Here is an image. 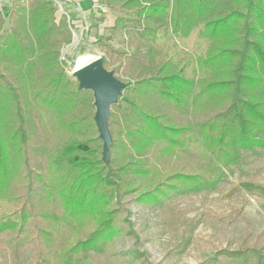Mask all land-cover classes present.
<instances>
[{
    "label": "trees",
    "instance_id": "trees-1",
    "mask_svg": "<svg viewBox=\"0 0 264 264\" xmlns=\"http://www.w3.org/2000/svg\"><path fill=\"white\" fill-rule=\"evenodd\" d=\"M24 1L9 7L0 1V184H6L0 195L12 191L8 183L22 164L32 180L27 151L33 139L43 140L55 182L50 199L25 201L0 225L16 230L9 248L16 264H51L40 248L35 262L19 256L30 219L61 218L83 229L86 217H94L95 228L65 252L64 264H75L78 251H101L124 233L112 221L119 211L131 213V195L164 202L172 195L213 193L235 175L253 178L257 172L250 168L264 169V0H101L117 8L111 32L137 28L155 39L161 30L144 21L156 18L165 25L163 36L186 39L196 29L208 41L196 55L197 72L209 73L202 82L172 56L156 63L151 76L124 81L111 105L107 159L93 91L80 88L59 64L61 46L72 41L66 18L57 20L54 0ZM96 39L106 46L112 36ZM44 110L51 112L55 135L39 133ZM243 209L225 218L233 222ZM124 221L139 241L129 218ZM251 237L229 253L234 264H264V246L251 247Z\"/></svg>",
    "mask_w": 264,
    "mask_h": 264
},
{
    "label": "rangeland",
    "instance_id": "rangeland-1",
    "mask_svg": "<svg viewBox=\"0 0 264 264\" xmlns=\"http://www.w3.org/2000/svg\"><path fill=\"white\" fill-rule=\"evenodd\" d=\"M0 1L2 6L9 7L12 4V0ZM98 1L101 3V0ZM54 2L57 20L66 18L67 27L72 33V41L63 44L60 53L64 48L65 54L74 64L72 73L64 69L73 80H76L72 74L78 58L88 53L108 56L107 69L113 70L116 77L125 82L151 76L156 63L171 56L180 61V66H186L189 77L197 78L198 75L199 82L209 77L207 71L199 74L196 69V55L204 52L208 46V41L200 38L196 29L186 39H178L172 34L163 36L165 25H160L156 18H152L150 22L144 21V24H152L161 30L155 39L141 34L137 28L111 32L110 27L118 15L117 8L105 3H101L103 7L98 8L93 5V0ZM97 35H111L112 39L105 46L96 42ZM204 97L207 98V94ZM42 112L37 117L39 133L42 136L55 135L51 112ZM189 117L193 121L197 119L195 115ZM42 143L43 140L38 142L33 139L27 151L30 170L34 172L32 180H28L27 170L22 164L19 172L8 183L12 191L0 195V225L25 201L36 200L41 196L50 199V190L55 182L52 176L54 168L43 153ZM250 170L257 172V175L253 178L235 175L230 184L213 193L189 192L168 198L167 192L164 202L135 201L134 195H131L127 205L131 213L128 215L119 211L112 221V227L124 233L120 231L105 241L101 251L92 250L88 256L78 251L80 262L76 260L75 264H234L229 253L238 250L249 234H252L248 239L251 247L264 246V169ZM5 187V183L0 184V189ZM241 206L244 209L238 219L230 222L225 218L231 210ZM57 211L63 213L62 209ZM126 218H129L131 229L139 236V241L128 231L129 226L124 221ZM63 220L42 216L30 219L24 231L29 237L19 251V256L35 262L40 248L51 264H64L65 252L84 238L86 232L94 229L95 224L92 216L86 217L83 229L76 221L69 224ZM16 235L14 228L0 229V264H16L10 258L12 252L9 250L13 242L11 240Z\"/></svg>",
    "mask_w": 264,
    "mask_h": 264
},
{
    "label": "water",
    "instance_id": "water-1",
    "mask_svg": "<svg viewBox=\"0 0 264 264\" xmlns=\"http://www.w3.org/2000/svg\"><path fill=\"white\" fill-rule=\"evenodd\" d=\"M105 57L98 54L89 63L78 68L74 77L79 82L80 88L90 89L94 93L96 107L95 122L103 140V156L109 157L112 136L108 127L111 105L118 101L125 82L116 77L113 70L104 65Z\"/></svg>",
    "mask_w": 264,
    "mask_h": 264
},
{
    "label": "built area",
    "instance_id": "built-area-1",
    "mask_svg": "<svg viewBox=\"0 0 264 264\" xmlns=\"http://www.w3.org/2000/svg\"><path fill=\"white\" fill-rule=\"evenodd\" d=\"M93 5L95 7H98V8H102L103 7V5L101 3H99L98 0H93ZM59 61H60L61 65L64 67V69H66V71L67 70L68 71L71 70V73H72V68H73L74 64H73V62L71 60H69V57L65 54L64 48H63L62 52L60 53ZM72 75L74 76V74H72Z\"/></svg>",
    "mask_w": 264,
    "mask_h": 264
},
{
    "label": "bare ground",
    "instance_id": "bare-ground-1",
    "mask_svg": "<svg viewBox=\"0 0 264 264\" xmlns=\"http://www.w3.org/2000/svg\"><path fill=\"white\" fill-rule=\"evenodd\" d=\"M94 54L95 53H93V54L88 53V54H85V55L79 57L78 60H77V64H76V67H75V71L78 68H80L81 66H83V65L89 63L91 60H93L95 58V56H93Z\"/></svg>",
    "mask_w": 264,
    "mask_h": 264
},
{
    "label": "crops",
    "instance_id": "crops-1",
    "mask_svg": "<svg viewBox=\"0 0 264 264\" xmlns=\"http://www.w3.org/2000/svg\"><path fill=\"white\" fill-rule=\"evenodd\" d=\"M9 1V0H8Z\"/></svg>",
    "mask_w": 264,
    "mask_h": 264
}]
</instances>
